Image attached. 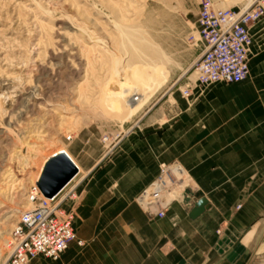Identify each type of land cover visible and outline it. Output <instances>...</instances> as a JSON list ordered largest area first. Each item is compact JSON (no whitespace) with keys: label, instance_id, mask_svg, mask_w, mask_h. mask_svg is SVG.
Listing matches in <instances>:
<instances>
[{"label":"crops","instance_id":"1","mask_svg":"<svg viewBox=\"0 0 264 264\" xmlns=\"http://www.w3.org/2000/svg\"><path fill=\"white\" fill-rule=\"evenodd\" d=\"M247 32L244 81L189 77L170 95L171 118L105 154L94 140L78 154L81 167L72 156L84 174L61 208L73 212L75 239L57 260L28 264H264V17ZM173 163L186 175L179 194L155 183ZM147 190L167 200L163 217L145 211L147 194L139 202ZM199 199L206 205L192 219Z\"/></svg>","mask_w":264,"mask_h":264},{"label":"rangeland","instance_id":"2","mask_svg":"<svg viewBox=\"0 0 264 264\" xmlns=\"http://www.w3.org/2000/svg\"><path fill=\"white\" fill-rule=\"evenodd\" d=\"M200 1L0 0V264L18 214L29 208L26 195L48 161L68 152L79 165L78 154L94 140L105 154L103 137H117L115 149L130 132L174 115L171 93L189 77L196 82ZM253 1L212 0L236 12ZM120 30L159 50L167 75L124 121L127 109L116 116L104 106L107 94L131 76L113 61ZM150 61L134 70L152 72ZM168 185L177 194L183 189Z\"/></svg>","mask_w":264,"mask_h":264},{"label":"built area","instance_id":"3","mask_svg":"<svg viewBox=\"0 0 264 264\" xmlns=\"http://www.w3.org/2000/svg\"><path fill=\"white\" fill-rule=\"evenodd\" d=\"M262 17L264 0H254L240 13L230 8H217L212 0H201L196 26L203 48L194 63L196 83L209 85L216 82L232 84L244 81L248 76V49L251 44L247 29ZM188 93L189 88L182 91L184 96ZM116 139L117 137L106 136L102 138V142L107 143L111 150ZM67 140L69 141L70 137H67ZM171 169L182 172L177 163L162 165L161 174L155 183H162L161 179L165 174L173 179ZM38 182L30 187L26 195L29 208L18 214L10 231L6 241L7 256L3 264H28L38 256L57 260L75 239L73 212L61 208L63 200L75 197L72 182L52 199L43 196ZM147 191L139 197V202L144 199ZM159 196L156 191L147 194L145 211L150 214L155 212V215L161 218L167 204L162 202Z\"/></svg>","mask_w":264,"mask_h":264},{"label":"bare ground","instance_id":"4","mask_svg":"<svg viewBox=\"0 0 264 264\" xmlns=\"http://www.w3.org/2000/svg\"><path fill=\"white\" fill-rule=\"evenodd\" d=\"M161 1L162 3L166 4V0H161ZM119 33H120V42H121L120 46L121 47H120V50H118V52L113 54V57H114L113 61L117 63L118 65H120L121 67H123L125 71L131 72V76L129 79L125 80V83L119 84L118 90L110 91L107 94V96L104 98V106L106 107L107 111L110 114H113L116 116L117 115L120 116L123 109H127L128 114L126 113L127 115L124 117L123 119L124 121L126 119L128 120L131 119L132 118L131 116L133 115V112L135 111V109L136 110L140 109L145 104V102L148 99V98L146 99L143 98L145 94L147 93L151 94L152 92L160 88L162 85L166 84L167 75L165 74V70H164L165 62L163 61L164 59L161 56V53L159 50L151 49L147 45L145 40L143 39L141 40L138 37H135L134 35L130 33L123 32L121 30L119 31ZM125 54H127V58ZM124 56H125V59L123 60ZM149 59H151V61L149 64H146V68L147 70L149 69L152 72L148 73L146 71V72L139 73L138 71L134 70V68L139 63L144 64L146 61H149ZM139 95L141 99H139ZM144 97H147V96H144ZM67 156L70 159H72V155L69 154L68 152H65V153L59 154L53 160L51 159L50 161H48V163H46L43 168H42L43 164L40 165L43 171V172L41 171L43 175L46 171L47 166L50 165L55 159L60 158V157H65L78 171L77 174L74 176V178L70 181L72 182L80 174V172L78 168L76 167V165L73 164L72 161ZM170 172H171V177L173 179H171L170 176L166 174L163 175L161 179L163 183V184L161 183V186L165 188L167 193H169L171 189V186L168 184L172 183L176 185V187H179L182 184L181 183L182 179L185 178V173L183 170L182 172H178L174 169H171ZM178 175H180L181 177L180 181L177 180ZM41 179H37V181H40ZM174 181L176 182L173 183Z\"/></svg>","mask_w":264,"mask_h":264},{"label":"water","instance_id":"5","mask_svg":"<svg viewBox=\"0 0 264 264\" xmlns=\"http://www.w3.org/2000/svg\"><path fill=\"white\" fill-rule=\"evenodd\" d=\"M77 174L76 168L65 158L60 157L55 159L47 166L42 179L38 182V187L45 198H54L62 189L74 178ZM182 199V194L180 198ZM206 205L205 199H199L190 213L193 219L201 214Z\"/></svg>","mask_w":264,"mask_h":264}]
</instances>
